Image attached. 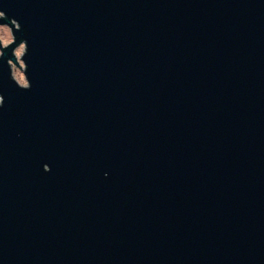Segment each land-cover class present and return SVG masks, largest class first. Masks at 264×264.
Instances as JSON below:
<instances>
[{
    "label": "water",
    "instance_id": "obj_1",
    "mask_svg": "<svg viewBox=\"0 0 264 264\" xmlns=\"http://www.w3.org/2000/svg\"><path fill=\"white\" fill-rule=\"evenodd\" d=\"M0 26V264H264V0H0Z\"/></svg>",
    "mask_w": 264,
    "mask_h": 264
},
{
    "label": "rangeland",
    "instance_id": "obj_2",
    "mask_svg": "<svg viewBox=\"0 0 264 264\" xmlns=\"http://www.w3.org/2000/svg\"><path fill=\"white\" fill-rule=\"evenodd\" d=\"M0 38H1V43H10V38H12V37H11L10 30L7 26H0ZM14 50L17 52V58H15L17 64H12V68H13L14 76H15V81H19L23 85H26L24 75H23V67L24 66L21 62V56H22L23 51H24L23 44H19Z\"/></svg>",
    "mask_w": 264,
    "mask_h": 264
}]
</instances>
